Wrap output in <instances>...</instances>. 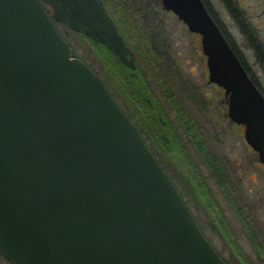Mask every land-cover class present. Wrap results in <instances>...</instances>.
Returning a JSON list of instances; mask_svg holds the SVG:
<instances>
[{
  "label": "water",
  "instance_id": "1",
  "mask_svg": "<svg viewBox=\"0 0 264 264\" xmlns=\"http://www.w3.org/2000/svg\"><path fill=\"white\" fill-rule=\"evenodd\" d=\"M161 1L201 35L209 82L264 163L263 92L203 0ZM0 252L10 264H230L42 0H0Z\"/></svg>",
  "mask_w": 264,
  "mask_h": 264
},
{
  "label": "rangeland",
  "instance_id": "2",
  "mask_svg": "<svg viewBox=\"0 0 264 264\" xmlns=\"http://www.w3.org/2000/svg\"><path fill=\"white\" fill-rule=\"evenodd\" d=\"M212 1L215 10L221 13L222 19L229 26L241 56L264 87V71L253 47L255 43L243 33L238 23L239 20H243L249 24L251 27L249 33L255 32L257 35L255 42L259 41L264 49V0H235L238 8L236 19L229 18L227 13H223L225 6L219 0ZM106 2L113 6L121 4L129 6L132 19L140 26L139 33L149 35L146 42L149 46V55H153L151 59L155 58L154 51L161 56L159 57L164 68L158 74L163 77L161 80L166 86L161 88L160 83L158 88L154 86L155 90L149 87L153 95L157 96L159 90L161 93V102L150 98L156 106V110L151 108V111L153 114L156 111L160 112L171 121L174 133L191 161L187 164L185 156L179 155V149H172L174 145L163 150L167 157L161 159L198 224L230 264H264V164L259 161L257 152L245 139V125L231 124L225 90L209 82L207 57L202 50L201 36L193 34L172 11L165 10L161 0H106ZM47 8L50 11L52 9L50 5H47ZM60 29L74 55L84 60L106 81L115 99L123 110L127 111L126 100L120 91L115 89L112 78L107 73V64L97 56L93 44L83 35L75 34L66 27L60 26ZM144 44L146 45L145 42ZM138 63L140 74L144 69L149 75L155 72V68H148L144 60L139 59ZM145 79L144 77L143 80L147 84ZM170 81L174 88L170 90L175 97L170 101L167 98V101L165 96ZM141 91L147 92L146 89ZM145 98L148 100L147 95ZM171 102L180 104V107L187 110L188 117H192L194 121L195 129L200 132L216 159L223 164L228 181L233 182L226 197L224 192L220 191L221 188L207 165L203 164L201 153L197 152L195 143L183 129L176 115L177 107H173ZM191 165L197 167L202 174L212 195L213 204H210L194 187ZM189 180L192 186L188 184ZM229 200L235 201V207L230 205ZM219 214L223 219H219ZM250 235L257 240L258 246L252 242ZM0 264L10 262L0 255Z\"/></svg>",
  "mask_w": 264,
  "mask_h": 264
},
{
  "label": "trees",
  "instance_id": "3",
  "mask_svg": "<svg viewBox=\"0 0 264 264\" xmlns=\"http://www.w3.org/2000/svg\"><path fill=\"white\" fill-rule=\"evenodd\" d=\"M42 1L46 8L47 5L51 6V11L48 8L47 10L58 26L60 32V26L66 27L69 31L74 32L75 34L83 35V37L93 44L97 51V56L107 64V67H105L107 68L109 77L112 78L115 89L120 91L121 95L127 102L128 107L125 112L137 125L149 148L153 151L165 170L167 171L163 160L167 155L163 150L166 149V147L169 148L174 145V148L172 149L178 148L179 155L181 154L185 156L186 161V157L189 155L184 151V148L181 147L178 137L176 136V133H174L175 130L172 127L173 125L171 121L167 119L165 115L163 117L162 113L156 111V113L153 114L151 111V108L152 110H156V106L153 104V99L150 100L151 95L149 86L144 82L143 75L139 72L140 66L138 60H144L148 68H155L153 75L158 81L157 84L161 83V87L166 86V84L163 83L164 81L161 80L163 77L160 76V73L158 74V72H161V69L164 68V66L160 61L161 56L158 52L154 51L155 58L154 60L151 59L153 55H149V46L147 44L148 42H146L148 41L149 35L144 32L143 34L139 33L140 26L132 19V15L129 11L130 7L127 6V8L122 4L114 6L108 5L106 0ZM150 49H152V46H150ZM260 62L263 65L264 71V57L260 58ZM246 70L264 94L263 85L257 80L249 68L246 67ZM108 88L110 89V87ZM145 89L147 92L141 91ZM170 89H174L171 81L169 88H167L166 95L169 101L175 97ZM146 95L148 96V100L145 98ZM171 103L173 107H177L175 111L178 119L181 121L182 126L195 143L198 152L201 153L203 162L210 168L211 174L216 179L221 190L228 194V175L223 164L216 159L213 152L207 147V144L201 137L202 135H200V132L195 129L196 127L192 117H188L187 110L180 107V104ZM161 158H163V160ZM191 170L193 182L195 183L194 187H196L200 193L208 199L210 204H213L212 195H210V191L204 184V180L201 177L199 170L195 166L192 167V165ZM188 184L192 186L190 180L188 181ZM229 203L235 207L234 200H229ZM212 207H214V205H212ZM236 209L239 211L237 207ZM219 219H223L220 214ZM199 226L201 227V225ZM201 229L203 230L202 227ZM250 237L252 242L258 246L256 242L257 240L254 236L250 235ZM0 255L3 256L1 252Z\"/></svg>",
  "mask_w": 264,
  "mask_h": 264
},
{
  "label": "flooded vegetation",
  "instance_id": "4",
  "mask_svg": "<svg viewBox=\"0 0 264 264\" xmlns=\"http://www.w3.org/2000/svg\"><path fill=\"white\" fill-rule=\"evenodd\" d=\"M204 1V3H205V5H206V7H207V9H208V11H209V13L211 14V16L213 17V19L215 20V22L218 24V26L220 27V29H221V31L223 32V34H224V36L227 38V40L229 41V43H230V45L232 46V48L234 49V51L237 53V55H238V57H239V59L241 60V62L243 63V65H244V67L246 68H251L249 65H248V63H247V61L245 60V59H243V57L241 56V54H240V52H239V50L237 49V46H236V44H235V42H234V39H233V37H232V34H231V30H230V28H229V26L226 24V22L222 19V15H221V13H219V12H217L216 10H215V8H214V3H213V1L212 0H203ZM219 2H221L222 4H223V6H225V11L223 12V13H227L229 16V18H235L236 19V16H237V14H238V8H237V6H236V1L235 0H219ZM241 2H243V1H241ZM239 20V19H238ZM239 25L241 26V28H242V31H243V33L244 34H246V35H248V38H249V40L251 41V42H254L255 43V45H253V47H254V49L257 51V56L259 57V59L262 57H264V49H262V44L258 41V42H255V38H256V34H255V32L253 31V33H249V30H250V25L249 24H247L246 22H244L243 20H239ZM185 24V23H184ZM185 26L188 28V26L185 24ZM193 34H195V35H198V33H195V32H192ZM200 35V34H199ZM256 35V36H255ZM201 36V35H200ZM202 39V38H201ZM201 45H202V42H201ZM202 50H203V48H202ZM204 53V52H203ZM261 67L263 68V65H261ZM250 71H251V69H250ZM143 73H142V75H143V78L145 77L146 79V81H147V84L149 85V87L150 88H152V89H154L155 87V85L157 86V88H158V84H157V81H156V78H155V76L153 75V72H152V74H150L151 76H152V78L153 79H151L150 80V75L149 74H147L146 72H147V70L146 69H144V71H142ZM252 72V71H251ZM147 75H149L148 76V78H147ZM148 81H149V83H148ZM153 83V84H152ZM210 83H212V82H210ZM151 85V86H150ZM213 85L214 86H216L217 84L216 83H213ZM216 87H218V85L216 86ZM162 88V87H161ZM155 90V89H154ZM150 98L151 97H153V99L154 100H156V102H158V101H160L161 102V93H160V90L158 91V93H157V96L154 94H152V90L150 89ZM153 95V96H152ZM160 99V100H159ZM165 99L167 100V97L165 96ZM168 101V100H167ZM176 115H177V113H176ZM177 118H178V116H177ZM231 122V121H230ZM231 124H237V123H234V122H231ZM183 129H184V127H183ZM245 134V133H244ZM245 136V135H244ZM250 145V144H249ZM251 146V145H250ZM252 147V146H251ZM198 152V151H197ZM256 152V151H255ZM258 154V153H257ZM259 156V155H258ZM202 159V158H201ZM219 160V159H218ZM191 160H190V157L189 156H187L186 157V163L188 164V162H190ZM259 161H260V159H259ZM202 162H203V159H202ZM219 162H220V160H219ZM261 162V161H260ZM221 163V162H220ZM261 163H263V162H261ZM203 164L204 165H206L204 162H203ZM264 164V163H263ZM207 168L209 169V171H210V173H211V170H210V168L207 166ZM201 175V177H202V174H200ZM212 175V174H211ZM212 177H213V175H212ZM203 178V177H202ZM214 178V177H213ZM215 179V178H214ZM203 180H204V178H203ZM216 180V179H215ZM231 180V179H230ZM217 182V181H216ZM233 182L232 181H228L227 182V187L229 188L230 187V185L232 184ZM235 183V182H234ZM204 184H205V180H204ZM206 185V184H205ZM234 185V184H233ZM220 187V186H219ZM235 187H236V183H235ZM236 189L238 190V188L236 187ZM220 191L221 192H223L221 189H220ZM224 195H225V197L227 196V194L224 192L223 193Z\"/></svg>",
  "mask_w": 264,
  "mask_h": 264
}]
</instances>
